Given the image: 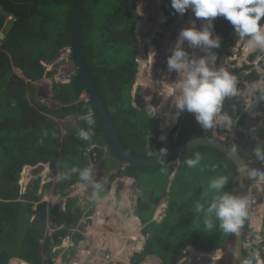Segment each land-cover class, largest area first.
Here are the masks:
<instances>
[{
	"label": "trees",
	"instance_id": "obj_1",
	"mask_svg": "<svg viewBox=\"0 0 264 264\" xmlns=\"http://www.w3.org/2000/svg\"><path fill=\"white\" fill-rule=\"evenodd\" d=\"M138 1L78 0L79 42L92 83L122 142L132 154L150 158L155 154L148 155V144L156 153L164 148V130L163 120L150 118L145 109L138 111L132 104L138 62L133 57L137 51L132 53L131 49L135 45L137 23L141 19L137 12ZM73 13L72 0H0V33L5 37L0 39V264H9L14 257L30 264H55L54 258L59 253L55 249L62 245L85 216L84 209L77 205V197L68 198L63 210L59 204L42 202L34 213L32 203L39 199L32 198L33 194H21L19 181L23 168L41 163H49L55 168L58 162L60 171L66 162L83 168L87 166L84 154L89 146H107L102 118L96 113L92 101L81 100L86 87L79 73L72 76L67 84L52 83L53 95L62 103V108L51 110L34 101L32 83L41 80L44 75L51 77V73H46L45 65L51 64L60 50L71 47ZM8 16H12V21H8ZM215 31L222 37L221 48L214 49L219 61L237 37L233 26L223 17L215 19ZM260 54L254 53L249 65L235 67L233 74L239 81L244 78L251 85L261 81L264 75L254 68V63L258 61L256 57ZM258 65L264 69V57ZM246 70L249 73L243 77L242 73ZM255 93L259 94L255 106L263 104L260 93ZM243 100L242 95L227 100L225 111L234 119L239 118L245 106ZM89 109L96 120V134L92 142H85L77 135L80 128L87 129L81 119L78 128L70 129L61 140L58 123L53 116L58 119L74 115L80 117ZM193 123L192 114L185 112L181 115L180 125L175 128L178 131L177 144L200 136L195 132ZM44 130L47 131L46 137L43 136ZM54 133L58 136L54 137ZM258 137L264 141V125ZM40 139H43L42 145L38 143ZM108 148L115 155V151ZM97 151L100 157L103 156V149L97 148ZM174 159L149 168L130 165L133 170L127 174L138 177L142 174L154 175L155 171H159L164 175L165 171L161 169H170ZM219 166L215 165L217 172L224 170L229 178V191L237 195L239 173L236 165L228 161L223 168L219 169ZM77 183V174H73L70 180H61L57 184L58 191L67 197L70 195L67 190ZM174 203L172 200L171 206ZM191 207L194 211L193 205ZM249 220L250 213L243 225L245 232L249 230ZM49 222L54 226L52 233L47 230ZM75 236L76 243L83 238L80 233H75ZM226 240L224 246L235 245L234 234H228ZM199 243L201 248L210 252L218 249L205 247V242ZM244 258L252 259L250 249H244ZM24 261L18 260L17 264H26ZM227 264H233V261Z\"/></svg>",
	"mask_w": 264,
	"mask_h": 264
},
{
	"label": "rangeland",
	"instance_id": "obj_2",
	"mask_svg": "<svg viewBox=\"0 0 264 264\" xmlns=\"http://www.w3.org/2000/svg\"><path fill=\"white\" fill-rule=\"evenodd\" d=\"M163 1L164 0H161V6L163 8L162 14H164L165 16H170L169 20L166 23L167 24L170 23L169 25H171L172 24L171 18L172 17L175 18V15L173 13V8L169 6V3L167 2L163 3ZM168 2H171V0H169ZM144 6H147V0H139L137 12L141 15V19L137 23V37L135 39L134 48L131 49L132 53H133V50L135 51L137 50V54L135 55L132 54V55L134 58L136 57L137 62H138L137 63L138 72L136 75V82L132 90V104L138 111L145 109L150 118L163 120L162 128L165 130L164 132H167L165 134V140L163 141V146L164 148H167V150L169 151L171 149L176 148L179 145L176 143L177 135H175L174 132H172V130L176 127L177 122L175 123L171 122L166 115L169 112H172L174 114L175 109L171 107L170 101L165 103V101L163 100L164 98L162 99L160 105L158 106V110L153 107L151 102H152V96L155 95V93H158L160 95L164 94V92H162L163 82H167V83L174 82L177 79V73L174 72L173 79L169 80L168 78L170 77L169 76L167 77V75H169L167 74V72H165V74L161 76V71H160L161 67H157L156 72L154 71L155 70L154 65L158 64L157 60L159 58L158 57L153 58L154 50L152 48L153 45L151 44V39L154 37L155 32L159 31L161 26L164 24V17L162 16L163 18L162 19L160 18V21L156 22L155 20H153V17L156 15V10H158L159 8L156 7L157 8L156 10L151 9V11L145 12ZM147 16L148 18H146ZM193 18H195V23L197 24L198 29L202 28L203 25L206 23V21L204 20H201V19L197 20V18L194 15H193ZM175 20L176 18L173 20V23ZM213 23L215 24V20ZM159 24L161 25L159 26ZM215 34L218 35L216 32ZM0 35L4 36L2 32L0 33ZM165 35L166 37L168 35L167 28L164 29V36L163 34H160L159 37L161 38L156 39V42H158L159 45H161V43L164 41L163 39H165ZM237 39L238 38H236L235 40V44L232 47H230L229 50H227V52L218 61V66H223L231 73H234L233 71L235 67L241 68L243 64L249 65L251 63L249 60L250 56H252L254 53L258 54V52H251L249 50H246L244 44L238 43ZM186 50L189 51L190 54L195 52L197 56L204 55V53L199 49L193 50L187 47ZM127 52H129V49L127 50ZM159 52L160 50L157 51V53ZM143 53H144V56H143ZM262 57H264V54H262L261 58ZM167 60L168 59L165 54L162 58V63L167 64ZM258 61L254 63V68L259 73L264 75V69H262L258 65ZM45 67H46V73L49 72L52 74V76L49 77L47 75H44L41 80L32 83V85L34 86V90H35L34 91V101L41 106L47 107L48 109L57 110L59 108H62L63 105L59 104L58 103L59 101L53 95L52 83L54 82L55 84H67L70 82L71 77L76 75L75 66H74L72 56H71L70 49L64 48L60 50L58 54L56 55L54 61L49 65H45ZM152 72L153 74L149 75ZM248 73H249V70H246L245 72L242 73V76L247 75ZM154 79L158 82L156 87H154L152 84V82H154L152 80ZM239 85H240L239 88L241 90L240 95H242V97L244 98L243 101L245 104V107L243 106L242 110H245V113H246V118L244 119L245 123L241 125L244 127H247L246 124L248 123L247 125H249V127L244 129L238 124L234 125L231 130H228L230 134L228 135V138L231 143H232L231 140H233V143H232L233 146H237L239 148L238 151L240 153H243L244 156H246V159L251 165V167H248L247 170H251V169L260 170L261 168L260 172H262L263 171L262 166L264 165V162H261L255 159L254 148H255V145L259 143L255 139L258 137V132L260 131L258 128L262 127V123L264 120V111H261L260 113L258 112L262 105L253 107V105L257 104L256 99H258V97L256 95L257 93H253L252 85L246 82L244 78L240 79ZM259 85L264 86L263 79L258 82V86ZM164 87L166 88L167 86L164 85ZM138 89H141L140 93H138ZM81 100H86V101L89 100V97L86 95V93L82 95ZM254 112H255V115L251 119L252 122H249V117ZM76 117L77 115L69 116L65 119H58L57 117L53 116L55 121L58 123V130L60 131L61 140L63 136L69 133L70 129L76 130L78 128L80 120L77 119ZM164 120L168 122H165ZM166 123H167V129L165 128ZM53 136L56 137L58 135L54 133ZM98 147L103 149L104 151L103 156L101 157L99 156V153L96 149L97 147L88 148L84 156L86 157L87 166L91 165L94 169V176H95L96 181L102 183V185L104 182L107 183L106 189L109 194L108 197L111 201L110 203L113 205H117L116 207L118 208L115 210H111V213L116 212L118 215L117 218L114 219L117 223V226L115 225V222L113 221L108 220L106 223V217H105L106 211H104L102 208L99 211L98 210L99 206L97 208L95 207L96 202H97L96 198H93L92 200H88V196L90 195V193L94 192V189L91 186H89L87 189L82 190L79 187V184H77L76 187L71 190L70 196L79 197L77 205L79 203L82 208L83 207L86 209L91 208L90 210L87 209L88 210L87 213L90 214L89 216L90 219L81 221L79 225L76 227V229L71 231L68 234L67 238L63 241L62 245L58 246L55 249L59 251L57 257L54 258L56 260L55 264H61V262L62 264H73L75 262V257L77 256L81 258L82 264H110V263L114 264V262L116 261H119V263H115V264H128V261L126 259L118 258V260H113V255H114V253L112 252L113 247L110 246L111 242L109 243V239L104 238V235L103 237L102 236L99 237L98 233L95 232V230L94 232H90V229L94 227V225H99L100 228L104 226L106 229L109 228V229H114V231H118L119 229H121L120 227L118 229V226L125 224L126 220H129V217H130V214L124 215L126 212L122 210V208H124L126 205L125 203H128V201L130 200L128 193L127 195L125 194L126 192H128L126 191L127 190L126 188L127 180H124V179L120 180L118 179L119 177L118 178L115 177L113 182H110L111 174L110 173L106 174L105 172V170L108 171L112 169L115 171L114 172L115 175H119L121 177L122 175L120 174L122 173V170L125 167H127L128 164L121 163V160L118 159L117 154L115 153V155H113L109 151L108 147L100 146V145H98ZM92 152H95L96 154L93 153L91 155ZM194 153L195 152L193 151H189L186 154V156H183V158L180 160L181 167L179 168V171L174 174L173 179L170 177V174L174 170L164 168V167L161 170L168 171V176L161 174L159 171H155L154 175L152 174H150L149 176L147 175L148 181H146L144 178L145 174L141 173L143 175L144 182L152 183L153 185L151 189L150 188L144 189L145 198L144 200L142 198V204L145 206L143 207L144 209L142 210L145 212L146 215L148 214L150 215V213L152 212L151 209L153 208V205L156 204L157 200L162 196L165 189L168 187H171L170 192H169L170 198L172 197L171 201L172 200L176 201L175 203L176 205H174V207L169 206L171 207L169 211L170 216H175V212H177V214H180V207L182 208V202L184 201V203H186L189 197L191 198L190 199L191 205H193L194 207V202L196 201V199L193 196L194 194L197 198V201L200 200L201 203H204L205 201H210L212 199V196L214 194L210 193L207 197L204 198V200H201V193L207 187L209 180L212 177L217 176V175H225V176L227 175L224 173V170L222 169L220 172L218 171L219 173L214 172V171H212L210 174L208 173L209 176L206 178L205 176H203L204 173L209 172L212 169H214L215 161H216V155L211 154V153H206V152H200L202 155L201 166H199L197 169H194V170L187 168L183 164V160L192 157ZM213 155L215 156L214 162H212L211 160ZM224 163H225V160L219 166L220 169L223 168ZM58 167H60L59 162L55 168L51 167L50 164H44V165L39 164L35 167L25 168L21 174V178H20L21 185L27 184V182L29 181V179H27V176L36 177L42 174L43 177L48 178L49 183L47 182L48 184L46 183L43 186V190H42L45 196H43V198L42 196L32 197L34 199H39V203L36 204L37 210L42 202H46L47 204H52V205L59 204L62 210L65 207V201L67 200V197L59 193L58 191L59 188L57 187V183L60 181V179H57V173L59 172ZM65 167H68V168L73 167V164L68 163V162L63 163L61 166V171H63ZM135 167H139V166H135ZM36 168H41V169L38 171H33V169H36ZM48 169L50 170V172H46ZM130 170H133L132 166L131 168L127 167L125 169V171H130ZM105 175L107 177H105ZM250 180L251 179H249V183H250ZM252 184L255 186L249 187V193H248V205H249L248 210L251 214V220L253 218L252 215L254 213L258 214V211L262 209V207L264 206V202L263 203L261 202L262 200L261 198H263L262 194L259 192V189H258V185L260 184L257 183V181H254V183ZM109 186H110V189H109ZM226 191H229V185L226 187ZM30 194H35L34 188L30 190ZM133 196L134 197H133L132 203L134 204L138 196V193L136 192L135 188H133ZM102 201L103 202L101 204H104V203H108L109 200L102 199ZM103 206L107 207L108 204L103 205ZM35 208L36 206L34 204V210ZM137 212L138 211H136V213ZM118 213L122 214V216H120ZM93 221H95L94 224H93ZM196 222L199 225V228L195 227V229L198 232H201L202 234L208 235V238L211 239L207 241L205 245L209 246L213 242H215L212 246H216V247L220 246L221 241L225 239L226 234L220 231L218 226L215 229L205 233L203 232L205 231L203 227V218L202 217L197 218ZM153 223L154 222L150 223L149 230L152 229ZM185 224L186 223H184L183 225L184 229H185ZM217 225H218V222H217ZM53 227L54 226L52 225V223L49 222L47 226L48 233L53 232ZM109 229L104 231L105 236H107L106 234L109 233L110 231ZM163 232H165V234L162 235V237H160L159 239H157L155 236H152V238L147 243V249H149V251H152V252H159L158 255L160 258L163 257V258L168 259L169 258L168 252L173 251V249L177 250L180 247V242L183 237H178L177 240H172L166 230H164ZM74 233H81L82 235H84V238L78 245L74 244L75 243ZM86 234H89V240L86 239ZM180 235L183 236L184 232L180 231ZM120 236L124 237L123 235H120ZM91 242L94 243L92 245L93 247L91 246ZM138 242L142 244L140 241ZM119 243H121L122 245H125L124 241L118 240V241H114L113 246L117 247ZM135 244H138V243H133L132 247L135 248ZM71 247H72V250H71ZM92 249L94 250L92 251ZM152 249L156 251H153ZM141 253H143V251ZM149 254L150 253H148V255ZM17 261L18 260L14 257V259H11L9 261V264H17L18 263ZM172 262H174L173 258H169L166 264H172Z\"/></svg>",
	"mask_w": 264,
	"mask_h": 264
},
{
	"label": "clouds",
	"instance_id": "obj_3",
	"mask_svg": "<svg viewBox=\"0 0 264 264\" xmlns=\"http://www.w3.org/2000/svg\"><path fill=\"white\" fill-rule=\"evenodd\" d=\"M149 1L150 0H147V2ZM158 1L160 2L161 0H156L155 2ZM171 7L175 10V14H179L181 16L191 9L192 14H194L197 19L204 20L206 23L202 28L198 29L196 27L195 20L192 19L191 26L180 31L177 42L172 49L167 46V38L169 35V28L173 24V21L172 24L167 27L168 35L167 37L165 35V39H163L164 41L161 43V45L156 42L157 38H161L156 36V33L151 39V44L160 50V52L157 53L159 59L157 60L158 64L155 65L154 71L156 72L157 70L156 66L160 65L161 67L162 64H165L162 63V58L166 54L168 60L165 70L167 74H172V72L177 73V79L174 82H163L162 84V92H164L162 96L164 97L165 103L170 101L171 107L175 109L174 114L169 112L166 115L171 122H177L176 127L180 125L181 115L187 112L194 115L196 122L203 130H211L216 127H222L226 130H231L237 121L234 120L233 116L230 115L229 112L225 111V102L227 100H231L232 98L238 97L241 94V90L238 87L239 80L237 76L228 71L223 66H218V54L214 51V49L221 48L222 37L215 34V24L213 22L217 17L225 18L233 26L234 33L238 38V43H243L246 50L264 54V0H171ZM9 20H12V16H8V21ZM160 25L161 24H159V26ZM1 36L2 35H0V37ZM185 43H187L188 47L193 50H201L204 55L197 56L195 52L190 54L189 51L184 48ZM69 49L71 51V48ZM256 59H261V56L258 55ZM15 71L20 74L19 71ZM153 72L149 75H152ZM161 74H163V72H161ZM171 74L167 75V77H170L168 78L169 80L171 78L173 79L174 73L173 75ZM152 81L155 82L156 80L154 79ZM164 85L167 87L165 88ZM252 91L253 93L259 92L260 99H264V88L259 87L257 83L252 85ZM78 119H81L87 125V129L80 128L78 130V137L85 142L91 143L93 137L96 134L94 131L96 126L94 113L91 109H89L86 114L81 115L78 117ZM173 130L172 132H174ZM43 136H47L46 130H44ZM164 140L165 134L163 137V141ZM216 140L224 142L230 146L227 143V140ZM187 141L189 140L184 141V143ZM38 143L42 145L43 139H40ZM148 147L150 149L148 155L152 156L155 154L154 157L158 158L160 163H164L162 158L167 155V148H162L158 153H156L151 150L149 144ZM231 148L232 153L235 154L237 151L236 146ZM187 153L177 156H184ZM238 153L244 156L243 153ZM254 155L258 161L264 162V143H257L255 145ZM177 156L175 158H177ZM244 157L246 159V156ZM201 162L202 155L200 152H195L192 157L183 160V164L187 168L193 170L201 166ZM246 162L248 167H250L251 165L247 159ZM176 163L179 164L180 160H177ZM41 165L44 164L41 163ZM27 167L35 166L27 165L23 168V170ZM40 169L41 168H36L33 169V171H38ZM244 171L249 178L256 179L258 182H264V172H260L258 169H244ZM73 174H77L79 187L81 189H87L89 186H91L94 189V195L97 202H102V197L100 194L104 192V186L100 182L96 181L94 169L91 165L83 168H78L75 166L70 168L65 167L63 171H60L59 169V172L57 173V179H60V181L70 180ZM37 177H42L43 180L39 189V193L33 195L42 196V198L45 196L42 190L43 186L48 182V178L43 177L42 174L36 177L27 176V179H29L27 184L21 185L19 181V184L21 185V194H30V190L35 186ZM228 184L229 178L225 175H217L212 177L209 180L207 187L201 193V200H204V198L210 193L214 194L212 199L210 201H205L204 203H201L200 200L194 202L193 213L196 214V218H203V227L205 230L203 232L205 233L215 229L218 226L220 231H222L224 234H234L239 237L245 221L249 219L250 212L248 210L247 198L244 196L234 195L231 192L226 191ZM77 198L79 199V197ZM37 203H39V201L32 203V209L34 213L37 211ZM34 204L36 206L35 210ZM78 205L80 206L79 203ZM248 226L255 227L250 222H248ZM263 227L264 221L261 226L255 228ZM247 232L244 231V242ZM82 236L84 238V235ZM82 239H80L78 243L75 242L74 244L78 245ZM133 243H138V241L132 242L130 244V250L138 248L139 243L135 244V248L132 247ZM126 244L128 243H125V245ZM125 245L121 244V248H123ZM245 248L248 247L244 245V249ZM147 253L148 251L145 252V254ZM233 255L239 260V264H253V260L251 258L243 257L241 259L239 251H236L233 253ZM16 259L19 261H24L18 258ZM24 262L26 264H30L26 261ZM73 264H82L81 258L79 256L75 257V262Z\"/></svg>",
	"mask_w": 264,
	"mask_h": 264
},
{
	"label": "crops",
	"instance_id": "obj_4",
	"mask_svg": "<svg viewBox=\"0 0 264 264\" xmlns=\"http://www.w3.org/2000/svg\"><path fill=\"white\" fill-rule=\"evenodd\" d=\"M155 1L156 0H152V1L150 0L149 2H147L148 7L144 6L145 12L151 11V9L156 10L157 8H159L158 10H156V15L153 17V20H155L157 22V21H160V18L162 19L163 17H164V20L167 19V17L164 14H162L163 8L161 6V1L160 2L159 1L155 2ZM166 2L169 3V6L171 7V2H168L167 0L163 1V3H166ZM146 18H148V16ZM152 48L154 50L153 58L154 57L157 58L158 57L157 56L158 48L156 46H153ZM143 56H144V53H143ZM166 65L167 64L161 65L160 71L163 72V74H161V76L164 75L166 72V70H165ZM156 67H160V65H158ZM261 105H264V103ZM242 114L243 115L245 114V110H242L241 115ZM241 115L239 116V120L241 119ZM159 120H162V119H159ZM234 120L237 121V123L235 125H237V124L239 125L238 118L234 119ZM193 121H194L193 124L195 127V132L196 133L198 132L201 137H210L212 139H220L222 141L228 139V135H229L228 130H226L222 127H216L214 129H211V130H203L201 128V126L196 122L194 115H193ZM165 122H168V121H165ZM165 128L167 129V123L165 125ZM173 131H174V134L177 135V137H178V131H176L175 129ZM166 133L167 132H164V134H166ZM197 137H199V136H197ZM177 142H178V139H177ZM91 147L99 148L98 144H93V145L89 146L88 148H91ZM106 147H108V145ZM206 150H208V149L207 148H199V149L193 150V152H206V153L213 154L211 151H216V150H208V151H206ZM93 153H95V152H92L91 155ZM182 158H183V156H179V157L177 156V158L174 159V162L170 167V169L174 170L170 174V177L172 179L174 178V174L176 172H178L179 168L181 167V163L177 164L176 161L181 160ZM255 159H256V157H255ZM167 160H169V159H167ZM167 160H165L164 163ZM211 160H212V162L215 161L214 155L212 156ZM215 165H221L220 157L216 156ZM215 170H217V169L214 167V169H212L211 171L204 173L203 176H205V178H206L209 176V174L212 171L217 172ZM262 170H263L262 172H264V165L262 166ZM259 171H261V168ZM105 172H106V174L107 173L115 174L114 173L115 171L112 169H110L108 171L105 170ZM127 172L128 171H124L123 173L120 174V175H122L121 177L117 176V175H116V177L117 178L119 177L118 179H120V180H122V179L127 180V182H126L127 190L126 191H128V192H126L125 194L127 195V193H128L130 200L128 201V203H125L126 205L124 208H122V210L124 212H126L124 215L130 214L129 220H126L125 224L118 226V229H119V227L121 228L118 231H114V229L107 228L110 230L109 233L106 234L107 236H105V234H104V231L107 230L104 226H102L100 228L99 225H94L95 228L92 227L90 229V232H94V230H95V232L98 233L99 237H101V236L103 237V235H104V238L109 239V243L111 242L110 246L113 247V251H112L114 253L113 260H118V258L126 259L128 261V264H166L167 261L169 260V258H173L174 262H172V264H227V263H230L232 261L234 264V255H233L234 246H224L226 241H227L226 239H228V234L225 235V239L223 241H221V244H220V246H218V249L216 246H212L215 242H213L209 246L205 245V243L211 239L208 238V235L202 234L201 232H198L195 229V227L199 228V225L196 222L197 218L195 216V213H193L194 211L191 207V203H189V202H191L190 197L186 203H184V201L182 202V208L180 207V214H177V212L174 211L175 216H170L169 211H170L171 207H174V205H176V204L174 203V205L171 206L172 197L170 198V196H169V192H170L171 187H168L165 189L164 193L159 198V201L157 200L156 204L153 205L154 209L152 210L150 215L149 214L146 215L145 212L142 210V209H144L143 207L145 206L142 204V198H143V200L145 198L144 197V189H148V188L151 189V187L153 185H152V183L144 182L143 175L142 176L140 175L138 177H136V176L133 177V176H128ZM219 172H217V173H219ZM164 173H165L164 174L165 176H168V171H165ZM180 173H182V172H180ZM147 175L146 174L144 175V178L146 181H148V176H149V175L148 176ZM105 177H107V176L105 175ZM77 184H79V183H77ZM77 184L72 185V187L69 189V193L71 192L72 189H74L76 187ZM259 184L260 185H258V189H259L260 193L262 194L263 198H262L261 202L263 203L264 202V182H261ZM133 188H135L136 192L138 193L136 202L134 204L132 203V200L134 197L133 196ZM109 189H110V186H109ZM100 195H101L102 199H106L109 201H108V203H104V204H101L103 201L99 202V203L96 202L95 207L97 208L99 206V209H98L99 211L101 210V208L104 211H106L105 212L106 213V215H105L106 223L108 220L113 221V222H115V225L117 226V223L114 219H116L118 215L116 212L111 213V210L118 209L116 207L117 205H113L110 203L111 201L108 197L109 196L108 192L107 193L103 192ZM193 196H195V194ZM70 197H71L70 195L67 196V199ZM74 197L75 196H72V198H74ZM93 198H95L94 192L90 193V195L88 196V200H92ZM139 199H140V201H139ZM107 204H108L107 207L103 206V205H107ZM177 204H178V202H177ZM169 206H171V207H169ZM64 209H65V207H64ZM83 209L85 212V216H83L81 221H84L86 219H90V217H89L90 214L87 213V211H88L87 209L90 210L91 208L86 209L83 207ZM136 211H138V212L136 213ZM119 215L122 216V214H119ZM252 217L253 218L251 220V216H250L249 222L251 224H253L255 227L261 226L263 224V221H264V206L262 207V209H260L258 211V214L254 213L252 215ZM94 222L95 221H93V224H94ZM151 222H154V223L152 224V229L149 230V225ZM164 222L166 224H164ZM169 222H171V223H169ZM184 223H186L185 229L183 228ZM144 227H145V229H144ZM156 230H157V232H156ZM164 230H166L168 232V234L170 235L172 240H177L178 237H183L181 239V242H180V247L177 250L173 249V251L168 252L169 253L168 259L163 258V257L160 258L158 255L159 252L149 251V249H147V245H146V243L149 242V240L152 238V236H155L157 239L162 237V235L165 234V232H163ZM180 231L184 232L183 236L180 235ZM120 235H123L124 237H121ZM86 239L89 240V234H86ZM118 240H120V241L122 240L128 244H126L123 248H121V243H119L117 247L113 246L114 241H118ZM136 241H140L142 244H140L138 242L139 243L138 249L130 250L131 249L130 244L132 242H136ZM199 242H205L204 243L205 247H207L209 249L210 248H216L217 250L210 252L207 249H203V248H201ZM93 244L94 243L91 242V246ZM256 248L261 249L262 245H258ZM93 250L94 249H92V251ZM142 251H143V253H141ZM147 251H148V253H150L149 255H148V253L145 254V252H147ZM153 251H156V250H153ZM136 252H138V253H136ZM250 252H253V248L250 249ZM243 257H244V255H243ZM252 260H253V264H255V260L253 257H252ZM115 263H119V261L114 262V264Z\"/></svg>",
	"mask_w": 264,
	"mask_h": 264
},
{
	"label": "water",
	"instance_id": "obj_5",
	"mask_svg": "<svg viewBox=\"0 0 264 264\" xmlns=\"http://www.w3.org/2000/svg\"><path fill=\"white\" fill-rule=\"evenodd\" d=\"M73 5V21H72V44H71V54L72 59L75 66L76 73H79L83 83L86 87V94L89 97V100L92 101L96 108V113L102 118L103 123L105 125V137L106 143L108 147L112 148L118 156V159L121 160L122 163H126L128 165H135L139 167H153L155 165L160 164L159 159L156 157L150 158H141L134 154H132L128 148L122 142L118 130L106 109L97 89L92 83V80L89 76L87 66L85 64L84 56L81 50L80 42H79V4L78 0H72ZM192 23V11L189 9L184 17L181 19H176L174 23L169 28V35L167 38V46L172 49L176 42L180 31L184 28H188ZM4 39V36L0 37ZM164 97L158 93L152 96V102L154 108L158 109L162 99ZM59 104H61L59 102ZM78 119V117H76ZM212 148L213 150H217L222 153L229 161H232L239 173V183H238V196H244L248 200L249 193V177L247 176L244 169L248 168L245 157L239 154L237 151L235 154L232 153L231 147L226 143L221 142L216 139H212L210 137H198L191 139L185 143L178 145L176 148L171 149L167 152V155L164 156L163 162L167 159H171L176 157L177 155H181L187 153L193 149L197 148ZM42 177H37V181L35 182L34 192L35 194L39 193V189L42 183ZM47 181V179H46ZM249 208V205H248ZM236 251L240 252L241 259L244 255V227L241 229V233L239 237L235 235V245H234V253ZM234 264H239V260L234 256Z\"/></svg>",
	"mask_w": 264,
	"mask_h": 264
},
{
	"label": "flooded vegetation",
	"instance_id": "obj_6",
	"mask_svg": "<svg viewBox=\"0 0 264 264\" xmlns=\"http://www.w3.org/2000/svg\"><path fill=\"white\" fill-rule=\"evenodd\" d=\"M173 13H174L176 19H181V18L184 17V15L181 16V15H179V14H175V10H174V9H173ZM193 15H194V14H192V19L195 20V18H193ZM166 17H167V19L164 20V24L161 26L160 30L156 32V36H159L160 34H163V36H164V29L167 28V27H169V24H170V23L167 24L166 22L169 20L170 16H169V17L166 16ZM175 18L172 17L171 20L173 21V19H175ZM197 20H198V19H197ZM162 38H163V37H162ZM260 56H262V54H260ZM259 60H260V59H259ZM262 79L264 80V78H262ZM262 79H261V80H262ZM152 83H153V86H154V87H156L157 84H158L157 81L152 82ZM259 86L262 87V88H264V86H262V85H259ZM256 95H257V97H259L258 94H256ZM252 98H253V97H252ZM258 101H259V99H256V103H258ZM255 105H257V104H255ZM255 105H253V107H254ZM261 111H264V105L261 106V108H260V110H259L258 112L260 113ZM254 115H255V112L252 113V114L250 115V117H249V122H252L251 119L254 117ZM245 118H246V113H245L244 115H243V114L241 115V119H240L239 122H238V123H239V126H241V127L244 128V129L247 128V127H249V125H247L248 123L246 124L247 127H244V126L241 125V124H244V123H245V121H244ZM263 125H264V120H263L262 126H263ZM261 128H262V127L258 128V129L261 130ZM258 129H257V130H258ZM239 132H240V131H239ZM259 132H260V131H259ZM259 132H258V133H259ZM229 135H230V134H229ZM199 137H201V136H199ZM194 138H198V137H194ZM230 139H231V138H230ZM255 140H257L259 143H264V141L261 140L259 137H257ZM231 141H232V143H233V140H231ZM228 142H229V143H228ZM182 143H184V142H182ZM182 143H181V144H182ZM227 143H228L230 146L233 147V144L230 142L229 138L227 139ZM236 148H237V152H239V151H238L239 148H238L237 146H236ZM207 149H208V150H213L212 148H208V147H207ZM208 150H206V151H208ZM211 152L214 153V154H217V157L222 156L221 153H218V152H216V151H211ZM220 159H221V161L223 162L225 158L220 157ZM228 161H229V160L226 158V159H225V163L228 162ZM121 163H122V162H121ZM125 164H126V163H125ZM127 167H129V165H128ZM127 167H125L122 171H125V169H126ZM117 174H118V173H117ZM117 176H119V175H117ZM115 177H116L115 174H114V175L111 174L110 182H113V180H114ZM250 179H251V180H250V183H249V187H252V186L254 187L255 185H253L252 183H254V181H257V180H254L253 178H250ZM257 183H261V182H258V181H257ZM106 185H107V183L104 182V183H103V186H104V192H105V193L108 192V191L106 190ZM259 192H260V191H259ZM259 194H260V193H259ZM257 195H258V194H257ZM260 195H261V194H260ZM261 199H262V198H261ZM253 203H254V201H253Z\"/></svg>",
	"mask_w": 264,
	"mask_h": 264
},
{
	"label": "built area",
	"instance_id": "obj_7",
	"mask_svg": "<svg viewBox=\"0 0 264 264\" xmlns=\"http://www.w3.org/2000/svg\"><path fill=\"white\" fill-rule=\"evenodd\" d=\"M244 245L249 249L253 248V258L255 264H264V227L255 228L249 226V230L245 235ZM258 245H262V248H256Z\"/></svg>",
	"mask_w": 264,
	"mask_h": 264
},
{
	"label": "bare ground",
	"instance_id": "obj_8",
	"mask_svg": "<svg viewBox=\"0 0 264 264\" xmlns=\"http://www.w3.org/2000/svg\"><path fill=\"white\" fill-rule=\"evenodd\" d=\"M197 22H199V21H197ZM196 24V23H195ZM196 27H197V24H196ZM188 47V45H187V43H185V45H184V48L186 49ZM173 73L174 72H172V74L171 73H168L169 75L171 74V75H173ZM167 79V78H166ZM172 79V78H171ZM164 100V99H163Z\"/></svg>",
	"mask_w": 264,
	"mask_h": 264
}]
</instances>
